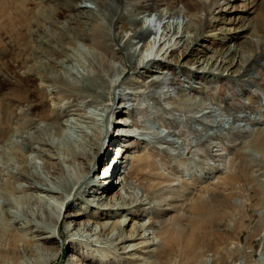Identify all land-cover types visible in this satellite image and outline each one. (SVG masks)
Wrapping results in <instances>:
<instances>
[{"label":"rangeland","instance_id":"obj_1","mask_svg":"<svg viewBox=\"0 0 264 264\" xmlns=\"http://www.w3.org/2000/svg\"><path fill=\"white\" fill-rule=\"evenodd\" d=\"M82 1L0 0V117L6 107L13 106L11 125L5 131L0 130V228H18L28 239H35L44 264H50L51 259L52 264H147L156 261L152 257L156 246H163L160 238L152 234L161 223L173 225L177 216H192L199 232L212 238L199 240L198 258L205 264H264V119L250 111L259 107L264 110V0H203L207 3L206 10L197 16L190 13V17L177 15L185 10L184 4L177 0L174 18L185 19L191 29L199 28L198 43L188 62L182 57V49L164 57L163 50L158 58L167 63L154 65L141 77L134 75L132 69L134 65L142 66L151 50L146 48L149 42L145 46L143 43L131 46L132 31L148 29L149 23L157 19V11L163 9L159 7L161 1ZM99 1L103 2L101 6ZM80 10L87 12L86 17L78 16ZM125 24L131 29L125 28ZM92 40L112 48L110 64L116 72L111 78L103 73L107 84L95 76L99 51L89 44ZM245 42H251L254 49L253 56H247L245 69L237 71L235 65L227 63L216 70L225 51ZM119 58L128 68L126 75L117 70L123 69ZM45 76L52 79L51 84L44 82ZM20 77L36 80L35 87L40 84L44 87L50 109L62 114L58 119V125L65 126L61 137L55 134L53 124L39 121L29 107L18 104L16 87ZM115 83L119 88L110 90L109 85ZM114 90L116 98L111 103L110 94ZM70 93L89 98L69 100ZM133 94L141 97L132 101ZM135 103L147 113L141 115ZM109 104V108L105 107ZM115 105L131 107L130 111L135 108L134 116L114 115L110 119L112 113L116 114ZM244 115L248 116L245 121H239ZM138 119L151 129L158 127L164 134L167 129L159 124L171 127V135H167L163 146L153 143L156 139L153 134L155 137L150 141L143 140L147 136L123 139L127 144L135 143L127 150L138 156L133 162L150 157L153 160L150 165L159 166L164 172L169 180L164 197L156 198L153 192L137 189L134 193L139 201L133 204L135 208L130 215L106 212L102 208L110 200L116 201V197H109L108 191L99 187V182L112 174V169L107 170L108 162L102 160L105 146L110 144L106 143V136L109 128H119L122 120ZM26 120L35 124L20 131L18 123ZM120 130L135 136L140 132L137 127L122 126L117 132ZM181 132L188 147L182 144ZM38 134L49 146L38 143ZM141 134L144 135L138 133ZM96 147L101 150L97 154ZM118 149L115 145L111 151L114 160ZM18 152L27 158L25 163ZM73 152L80 158H73ZM127 152L121 153V158ZM169 160L180 168V173L163 169L162 163L169 165ZM84 166L91 167L89 175L83 173ZM119 170L118 178H113L118 182L125 171L122 167ZM34 176L45 180L60 194L30 190L28 183ZM150 180H156L154 174ZM9 181L25 192L6 191L4 185ZM84 182H91L89 193L77 194ZM131 183L139 181L134 179ZM209 185L210 189L205 191ZM117 192L124 200H130L121 186ZM205 195L208 199H200ZM158 209H163L162 218L156 219L153 229H146ZM77 213L80 215L75 216ZM124 216L135 220L123 223V231L114 229L107 232L108 236L101 232L103 226L109 228L114 222L126 220ZM64 218L68 222L63 223L61 234H57V221ZM35 225L47 232L36 233ZM133 226L142 228L137 230L140 240L134 248H127L116 238L129 237ZM45 237L52 241L48 250L43 249L40 241ZM87 240L94 243L87 246ZM147 245L149 249L144 248ZM86 250L92 253L93 261L86 257L89 256Z\"/></svg>","mask_w":264,"mask_h":264},{"label":"bare ground","instance_id":"obj_2","mask_svg":"<svg viewBox=\"0 0 264 264\" xmlns=\"http://www.w3.org/2000/svg\"><path fill=\"white\" fill-rule=\"evenodd\" d=\"M160 1H161V4L159 5V7H163V9H160L157 11L158 12V14L156 15L157 19L155 21H153V22L151 21L149 23L150 25L148 26V29L146 28L147 30H144V31L141 30L140 32H137L134 30L132 31L133 32V35H132L133 41H132V43L130 42L131 46L137 47V45H140V43H143V46H145V43L149 42V44L146 46V48H147V50H151V52L145 58V63H143L142 66H135L134 65V67L132 69V70H134V75H138L140 77L142 76L143 73L149 72L150 68L151 67L153 68L154 65H156V64L163 65L164 61L160 60L158 58L159 53H161L163 50H164V53L162 54V56L166 55V54L172 55V53H174L175 51H177V50L179 51L180 49H182V57L184 60H187L188 57L191 55V52L195 46V43H198V37L197 36H198L199 28L196 27V28L191 29L189 24H185V19L181 20L179 18L178 20H176L174 18L175 13H173V10H174V5L177 3V0H160ZM178 1L183 3L184 7H185V10L183 12L180 11L177 13V15L179 17L181 15L183 17L184 16L190 17L189 16L190 13L197 16L199 14V12L205 11L206 6H207V3L204 2L203 0H186V1L185 0H178ZM82 2L83 1L80 0V3H82ZM101 3L103 4L102 1H99L98 6H101ZM83 7L84 6H82L81 8H83ZM81 8H79V9H81ZM79 13H80V15H78V16H80L81 18L86 17L87 12H85V10L83 12H82V10H80ZM171 19H175V20L171 21ZM165 21H167V22H165ZM143 22H145V21H142V24H143ZM145 24H146V22H145ZM97 26L99 27V24H97ZM124 27L129 29V30L131 29L129 24H125ZM158 36H159V38H158ZM99 37H100V35H99ZM101 38H104V37L101 36ZM150 39H152V40H150ZM91 42L92 43H89V44L93 45V47L99 51V56H97V60H96L97 66L94 68L95 74H96L95 76L98 77L100 80H102L103 83L107 84V82L103 76V73H107V75L110 76V78H111L113 73L116 72V68L110 64V61H111L110 49H112V48H111V46H108L106 43L100 42L98 40H92ZM69 44L72 45L73 43H69ZM238 46H237V48H235L233 50L230 48L222 54L221 63L218 66L216 64L214 65L215 67L217 66L216 70H219L220 68H224L223 66L227 63H229L230 66H232V67L235 65L234 67H237V71L245 69L248 66L247 63H248L249 59L247 56H253L252 54L254 53V49H251L252 43L251 42H245V43L239 44ZM155 48H157L156 52H155ZM136 50L133 52L132 55L136 54ZM119 59H120V63L122 64L123 69L119 68L117 70L121 71V73H123V75H126L125 72L128 70V68L123 63L122 59L121 58H119ZM226 60H229V62ZM188 61L189 60H187V62ZM224 61H226V62H224ZM164 63H167V62H164ZM22 69H25L24 66H22ZM247 71H248V69H247ZM245 72H246V70H245ZM210 73L213 74V72H210ZM35 81L36 80L31 81L29 78L26 79L25 77L19 78L18 85L16 87V93L18 94V99H19L18 104L24 108L29 107L31 110V114L34 115L35 117H38L39 121H45L47 123L53 124L55 134L57 136L61 137L64 130H65V126H63V124L58 125V123H59L58 119H59V117H61L62 114L61 113L58 114V113H56V111L50 109L51 107H49V100H48V98L44 92L45 91L44 87L41 86V84L38 85L37 87H35ZM44 82L51 84L52 79L45 76ZM172 83H173V81H171L170 84L172 85ZM31 84L33 85L32 88L30 87ZM116 84L117 83H115V85L110 84L109 85L110 90H112L111 87H114L116 89L119 88V86H117ZM69 95H70V96H68L69 100H73V101H75L76 99H87V98H89V97L81 96L82 94L77 95L74 93H72V94L70 93ZM113 95H114V97H112ZM118 97L123 98L122 95H119ZM139 97H141V94L140 95L133 94L132 101H136L135 98H139ZM115 98H116V95H115V90H114V92H112L110 94L109 102L112 103L115 100ZM110 106H111V104L106 105L105 107L109 108ZM135 106H136L135 107L136 110L141 115H144L145 113H147V110H143L139 105H137V103H135ZM12 107H10V108L6 107L4 109L5 111L2 114L3 117H0V130L1 131H5L11 125V122L13 120V118L11 120V116L13 115ZM128 108L132 109L131 107L121 108L118 105H115L113 107V111L116 114L112 113V115H110L109 118L111 116H114V115L115 116H125V117L134 116L133 111L135 110V108H133V110H131V111L128 110ZM261 108L262 107H259L258 109L254 110V111H252V110H250V111H251V113L257 112L264 119V110H262ZM247 117H248L247 115H244L243 119L241 118V119H239V121H245V119ZM123 120L121 122H119V123H121L118 126L119 128L114 129V131L112 128H109L110 133H108L106 136L107 137L106 143H110V144L108 146H105L106 143H104L106 150H104L102 160H103V162L104 161L108 162L110 167H108L107 170L112 169L111 170L112 174L106 175L103 178L105 180L99 182L101 184L99 187H101L104 192L108 191L107 195L109 197H113V196L116 197L115 198L116 201H113V203H112V200H110V202H108V204L106 203L107 205L104 206L105 208H102V210H104L106 212H124L125 214L128 213L130 215V213H129L130 210L132 208H135L133 204L139 201L137 199V197L135 196L134 191H136L137 189L143 191L142 189H145V191H146L145 193L149 194L150 192H153L156 194L155 195L156 198L159 196H160V198H163L164 197L163 192H164V188L166 187V181H169V180H167L168 178L166 177L164 172H162V170L159 169V166L157 167V166H151L150 165L153 163V160L150 157L138 158L136 161L133 162V159L137 158L138 156H133V154L128 153L127 150L130 149L132 146H134L135 143L133 142L134 144L133 143L127 144L126 141L123 140V139H127V138L129 139L131 137V135H133V134L129 132L131 135L123 136L122 134H116L115 131L117 132L122 126L126 127V128L127 127H131V128L137 127L138 130H140V132H138V133L144 134V135L141 134V136H139L137 133V137L147 136L146 140L150 141V138H151L150 135L153 134L160 139H163L165 136L164 141L165 140L167 141V135L168 136L171 135V131H170L171 127L169 128V125H167L166 123H162L159 125H161L163 128H166L167 133L166 132H165V134H164V132L160 133L159 129H158V131L153 130V131H155V133H153V131L151 130V126H147L144 123H140L139 119L137 121H134V122H127V121H123ZM164 121H162V122H164ZM33 123H34L33 120L23 122V124L18 123V128L20 129V131L25 130L27 128V126L31 125V127H32ZM152 129H154V127H152ZM117 133H120V132H117ZM184 135L185 134H183V132H181L179 134V136L183 140L185 139ZM36 140L42 146H49V144L44 139H42L39 134L37 135ZM119 140L120 141L123 140L124 143H121L123 141L120 142ZM143 140H145V139L143 138ZM262 140H264V137ZM168 142H173V141H168ZM182 144L187 146V147L189 146L187 141H185V140L183 141ZM115 145H116V147L118 145L120 152L118 154V157L114 160V159H112L113 155L111 156V151H113ZM96 148L97 149L95 151V154H97V152L101 151L100 147H96ZM123 152H127L128 154L126 156H124V158H121L122 157L121 153H123ZM18 153H19V157H21L22 162L25 163L27 161V158L25 157V155L22 152H18ZM16 155H17V153H16ZM44 155H46V154H44ZM71 156L75 159L80 158V156L74 152L71 154ZM119 158L121 159V161H119ZM164 159H165V157L161 160L163 161ZM169 161H171L169 163V165L162 163V165L165 167L163 169L172 170V172H175V173H180L181 172L180 168H178L172 160H169ZM185 164L187 166L190 165L187 162H185ZM128 165H131L130 169L127 168ZM121 167L125 171H123V173H121V178H120V181L118 182V181L113 180V178L114 179L118 178L117 176L120 174L119 168H121ZM90 172H91V167L90 166H86V167L84 166V172L83 173H86L87 175H89ZM151 174L152 175L154 174V176L156 178L155 181L150 180ZM11 178H13V177L11 176ZM134 179H138L139 184L131 183V181H133ZM26 180H27V177H26ZM31 181L32 182L28 183L30 186L29 187L30 190H33L36 192L39 191V192H43V193H47V194H60L55 189L49 187V185L46 183V181L43 180L42 178L38 177V176H34L33 180H31ZM13 183L11 181L5 182L4 189L6 191L12 193V194L25 192L23 190L19 191L18 189H16V187L14 186ZM118 186H121L122 191L125 192V194L130 196V200H128V201L124 200L122 194H120V192H117ZM89 187H91V182L82 183L80 185V187L78 188V190H80V192H78L77 194L81 195V193L82 194L89 193V191H87V189H89ZM210 187H211V185H209L205 189V191H208L210 189ZM96 193H98V192H96ZM77 194L75 195V197L77 196ZM172 199H175V198H172ZM193 199H198V198L193 196ZM200 199H208V196H206V195L202 196ZM66 200H68V198H66ZM67 205L69 206V204H67ZM101 206L103 207V205H101ZM162 211H163V209H158V211H156L153 214V216L151 217L153 220V223L149 224L146 229H148V228L153 229L155 227L156 219L162 218V215L164 214V212H162ZM79 215L80 214L77 213V215H75V216H79ZM7 217H8V215H7ZM124 217L127 219L120 222V223L114 222V223H112V225L109 228H107V226H103L104 228H102L101 232L104 233V235L108 236L109 234H107V232H113L114 229H118L120 231H123L122 227L126 221L128 222L130 220V222H131V221L135 220V218H129L128 216H124ZM67 219L68 218H66V219L64 218L61 222H60V220L57 221V226H58L57 234H58V232L61 234L63 223L68 222ZM74 221H75V219H74ZM130 222H128V223H130ZM205 222L208 223L207 220H205ZM185 224H187V225H185ZM34 228H36V230H37L36 233H46L47 232L46 228L41 227V226L35 225ZM139 229L141 230L142 228L135 229V227L133 226L131 229L129 237H126V236L123 237V235H119L116 238V241L118 240L120 242V244L127 246V248H134L137 245L136 242L138 240H140L138 235H137V230H139ZM92 231H93V229H92ZM152 234L155 238H160V240L163 242V246L162 247L158 246V245L156 246V248L154 250V255H152V257L153 256L156 257V261H151V262H148L147 264H196V262L198 260L201 261L200 262L201 264H205V262L202 259L198 258L199 257V253H198L199 252L198 251L199 246H198V244H199L200 239H206V238L210 239L211 237H210V234H207L205 232H202V233L199 232V229L196 226V221H195L194 217H192V216H190V217L177 216L175 218V222L173 225H170V223H168V222H162L160 225V228L156 229V231H154ZM33 240H35V239H33V238L28 239L27 235H25L18 228L14 229V230H12V229H10V230L6 229L5 230V229L0 228V264H26V263L27 264H30V263L31 264H44L43 256H42L43 254L38 253V251H40L39 245H37V247H36V242H34ZM40 241H41L42 247H44L43 249H47V250L49 249L48 245L52 243V241L47 239V237L42 238ZM87 241L88 242L85 243L87 246L94 243L93 241H90V240H87ZM20 244H22V245H20ZM35 247H36V249H34ZM144 248L149 249V246L147 245ZM86 251H87V255L89 254V256H86V257L90 258V260L93 261L94 258L91 257L92 253H89L88 250H86ZM130 251H134V250H130ZM144 252L148 255H151V253H152L150 250H147V249H145ZM31 258H33L34 260L32 261ZM26 259L30 260V262L27 261ZM53 261L54 260L51 259L50 264H52ZM48 263H49V261H48ZM117 264H124V263L122 262V263H117ZM222 264H225V263H222Z\"/></svg>","mask_w":264,"mask_h":264}]
</instances>
